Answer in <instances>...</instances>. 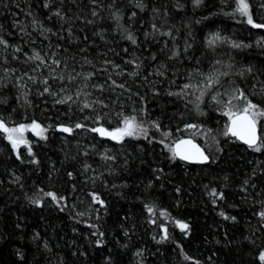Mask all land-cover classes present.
I'll return each mask as SVG.
<instances>
[{"label": "trees", "instance_id": "1", "mask_svg": "<svg viewBox=\"0 0 264 264\" xmlns=\"http://www.w3.org/2000/svg\"><path fill=\"white\" fill-rule=\"evenodd\" d=\"M247 2L264 25V0ZM48 3L0 0V119L35 122L46 137L26 130L14 150L0 132V264H262L264 147L225 135L229 117L211 96L226 102L239 87L264 110V28L237 0ZM213 72L228 75L196 101ZM126 117L146 136L90 131H115ZM184 137L210 163L173 160Z\"/></svg>", "mask_w": 264, "mask_h": 264}, {"label": "snow or ice", "instance_id": "2", "mask_svg": "<svg viewBox=\"0 0 264 264\" xmlns=\"http://www.w3.org/2000/svg\"><path fill=\"white\" fill-rule=\"evenodd\" d=\"M91 3L95 4L96 0H90ZM194 2L198 5L201 0H194ZM49 3L48 0H45V4L44 7H48ZM140 7H143L142 4L139 5ZM261 8H264V3H261L260 5ZM237 12H239L240 15L244 16L247 18V22L252 25V27L254 28H264V25L261 24H256L253 22V18L252 15L250 14V5L247 2V0H237ZM56 16H61V13L59 11L54 13ZM93 15H95V12H93ZM117 19H119V17H116ZM50 31L49 29H42V32H47ZM166 35L171 36V33H166ZM129 40H131L133 43H135V39L129 35L127 37ZM219 39L218 36H215L212 38V40H209V45L211 46L213 44V42L215 40ZM0 45H3L5 48L8 47V43L6 40H4L2 37H0ZM233 47H240L239 44H233ZM15 51L19 52L21 51V49L17 48L15 49ZM31 59L35 60V61H40L41 63H44V59L43 57H41L39 55V53L35 54L33 57H31ZM53 63H55L57 66H59V61H53ZM219 63V62H217ZM248 71H251V69H248ZM132 75H136V73H133ZM203 75V74H202ZM228 75L227 72L224 73H209L207 75L204 76V81H205V86L203 88H201L199 90V95L196 96V101L198 102H202V98L212 90V88L216 85H218L220 83V77L221 76H226ZM241 75H243L241 73ZM30 79H32V77H29ZM44 84H47L48 81L44 80L43 81ZM113 84H115V82L113 81ZM116 87H124L123 85H115ZM184 89L187 90L190 87H195L193 85H189V84H185ZM49 89L45 88L44 92H48ZM262 92H264V89H262ZM170 95H180L181 93H169ZM185 94H187L185 92ZM220 94H214L211 96V100L215 103H217L218 105H221L225 111L223 112L224 115L228 116L230 121H231V126L227 129V131L225 132V135H228L229 133L234 136L237 137L241 140H243V142L251 149H253L256 152L261 151V148L264 147V135H262L259 138V144H258V137H257V131H256V124H257V120L258 118H264V110H262L258 104L252 102L248 95L245 94V92L243 90H241L239 87H237L236 89L233 90V92L231 93L229 99L225 102L224 100H221L219 98ZM68 100H71L72 97H68ZM234 101H243V104H236L234 103ZM66 101L61 100L58 101V103H64ZM90 105L88 103L84 104V108H89ZM199 107V103H197V108ZM135 121V117H131V118H125L124 119V128H117L115 131H108L106 130L104 127H97V128H93L90 129V131L93 132H97L99 133L101 136H108L109 138L113 139V140H117L120 141L122 140V138L124 136H135L138 133H144L146 132L145 129H143L142 127H140L139 125L134 126L133 122ZM76 128H82L84 127L82 124L77 123L75 125ZM188 127H194L193 125H189ZM35 129H39L40 131L38 133H36L37 135H40L41 139H45L46 137H44L42 135L44 129H42L40 127L39 124L33 122L31 125H20L19 127H13V128H9L7 127L6 123L0 119V132L6 133L7 134V138L9 140V142L12 144L13 149H17L19 144L22 143H27V141L25 140L24 136H23V132L26 130H35ZM240 129V130H238ZM60 131L65 132V133H69L71 134V132L73 131L72 128L70 127H65V126H61L59 128ZM186 143H190V141H184L181 140L177 143L175 148H170L169 151L172 153V159L174 160L177 156L181 159V160H189L191 159V157L189 155L183 154L178 152L176 149H178L180 147V145L182 144H186ZM193 148H195V145H192ZM29 154H31V149H28ZM196 152L199 153L200 156V161L198 162H204L206 161L208 158L206 156L203 155V153L199 152V149H196ZM17 158L19 159V155L17 156ZM105 160L108 159H113V157H109V156H105L104 157ZM35 162V161H33ZM47 196L51 197V199L53 201L57 200V197L55 196V194L53 193H46ZM212 195L216 196L217 193H215V191H213ZM222 198V197H220ZM93 200L101 203V205L103 206V202L99 201V199L94 195L93 196ZM34 203H38V201H33ZM152 209H149V212L152 213ZM221 215L223 216V213H221ZM260 216L262 219H264V212L260 213ZM224 219H235L234 217L230 218L227 216H224ZM179 223V222H178ZM179 227L182 230H186L188 228V225L186 224H179ZM166 231V230H165ZM103 234L101 233V236ZM166 238V237H165ZM99 243V242H98ZM259 260L262 262V264H264V252H262L259 256Z\"/></svg>", "mask_w": 264, "mask_h": 264}, {"label": "water", "instance_id": "3", "mask_svg": "<svg viewBox=\"0 0 264 264\" xmlns=\"http://www.w3.org/2000/svg\"><path fill=\"white\" fill-rule=\"evenodd\" d=\"M231 126V121H229L228 123V128ZM227 128V129H228ZM240 130V129H238ZM256 131H257V137H258V144H259V138L261 137L260 135V127H259V124L257 123L256 124ZM230 137L234 138L235 140H237L238 142H240L241 144L247 146L243 140L237 138V137H234L232 136L230 133H229ZM181 140H184V141H190V143H186V144H182L180 145V147L178 149H176L178 152L180 153H183V154H186V155H189L191 157V159L189 160H181L178 156L176 157L178 160L184 162V163H187V164H194V165H206L208 163H210V157L209 155L207 154V152L205 151V149L200 145L199 142L195 141L194 139L190 138V137H184V138H181L179 140H177L174 145H173V148L176 147L177 143ZM192 145H195L196 147L193 148ZM248 147V146H247ZM199 149V152L203 153L204 156H206L208 159L204 162H198L200 161V156H199V153L196 152V149Z\"/></svg>", "mask_w": 264, "mask_h": 264}, {"label": "rangeland", "instance_id": "4", "mask_svg": "<svg viewBox=\"0 0 264 264\" xmlns=\"http://www.w3.org/2000/svg\"><path fill=\"white\" fill-rule=\"evenodd\" d=\"M229 121H230V119L228 120V123H229ZM133 125L134 126H136V125H139V123H137V121L135 120L134 122H133ZM140 126V125H139ZM125 127V125H124V121H123V123H122V125L119 127V128H124ZM141 127V126H140ZM36 133H38L39 131H38V129L35 131ZM43 133H44V131H43ZM43 133H42V135H43ZM37 135V134H36ZM23 136H24V138L26 137V131H24L23 132ZM38 136H40V135H38ZM137 136H139V137H142V136H146V134L145 133H138L137 135H135V136H124L122 139H124V138H126V137H137ZM26 140V139H25ZM115 141H117V140H115ZM27 143H22V144H19L18 146H20V145H26Z\"/></svg>", "mask_w": 264, "mask_h": 264}]
</instances>
